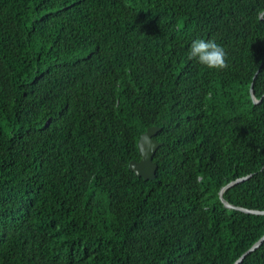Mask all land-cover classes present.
Masks as SVG:
<instances>
[{"label": "trees", "instance_id": "16d2710c", "mask_svg": "<svg viewBox=\"0 0 264 264\" xmlns=\"http://www.w3.org/2000/svg\"><path fill=\"white\" fill-rule=\"evenodd\" d=\"M263 166L264 0H0V264H235L264 213L220 191L264 211Z\"/></svg>", "mask_w": 264, "mask_h": 264}, {"label": "water", "instance_id": "95a60500", "mask_svg": "<svg viewBox=\"0 0 264 264\" xmlns=\"http://www.w3.org/2000/svg\"><path fill=\"white\" fill-rule=\"evenodd\" d=\"M252 94L253 92V86H251ZM253 98L255 100V96L253 95ZM257 102V101H256ZM161 128L158 126H151L148 127L145 132H143L140 136V139L138 141V148L139 152L141 154V158L139 160H131L129 163V168L134 171V173L137 176H142L145 179H153L156 177V170H157V163L153 160L154 154L157 151L159 145L161 142H159L157 139L154 138V135L157 134V132ZM264 168V166H263ZM252 174L239 177L233 181H231L229 184L224 186L222 190L220 191V198L225 204V206L229 208H235L239 209L245 212H251V213H264V211L256 210V209H250L243 206H237L229 201H227L224 196L223 192L231 185H234L236 183L242 182L244 180H247L250 178ZM264 242V235L249 249L247 250L237 261L235 264H240V262L243 260V258L249 254L250 252L256 250L262 243Z\"/></svg>", "mask_w": 264, "mask_h": 264}, {"label": "clouds", "instance_id": "9594fccd", "mask_svg": "<svg viewBox=\"0 0 264 264\" xmlns=\"http://www.w3.org/2000/svg\"><path fill=\"white\" fill-rule=\"evenodd\" d=\"M188 57L211 70H224L229 66V53L215 39L197 38L190 44Z\"/></svg>", "mask_w": 264, "mask_h": 264}]
</instances>
